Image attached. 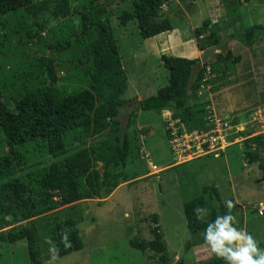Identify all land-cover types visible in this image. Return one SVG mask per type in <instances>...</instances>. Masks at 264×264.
<instances>
[{"label": "trees", "instance_id": "1", "mask_svg": "<svg viewBox=\"0 0 264 264\" xmlns=\"http://www.w3.org/2000/svg\"><path fill=\"white\" fill-rule=\"evenodd\" d=\"M113 1L0 0V48L11 44L9 51H0V57L6 55L8 62L0 63V244L26 241L30 264H41V255L49 252V244L34 223L38 217L62 206H77L83 200L104 199L123 183L140 176L136 169L130 180L126 170L129 159L131 165V158L139 157L145 144L140 142L136 110L124 98L129 78L111 24ZM129 1L132 9L121 11L120 25L136 21L146 39L174 29L163 11L174 0ZM176 1L188 6L191 0ZM212 27L207 21L195 31L200 50L221 46V35ZM263 38L264 24H253L230 37L254 51ZM15 44L21 46L16 53L12 52ZM213 60L200 64L199 59L165 57L169 84L154 96L133 100V104L143 111L169 110L189 131L209 130L215 119L202 87L206 69L210 66V75L215 76L205 85L210 84L211 91H215L217 82L242 58L224 50ZM63 81L67 83L60 87ZM123 109L130 111L125 126L120 118ZM243 155L248 165L258 166L264 182V133L248 135ZM207 194L214 196L219 206L204 219ZM229 201L233 204L231 210L222 202L216 186H206L203 195L185 201L190 233L196 236L204 232L217 216L229 211L234 217L235 202ZM197 208L203 211L198 213ZM84 219L73 216L57 224L52 242L58 249L55 259L84 248L77 228ZM151 222V239L135 236L130 246L140 252H154L158 264H172L159 216L152 215ZM233 227L241 230L236 222ZM65 234L66 241L62 239ZM65 243L70 246L65 247ZM193 264L225 262L214 254Z\"/></svg>", "mask_w": 264, "mask_h": 264}, {"label": "rangeland", "instance_id": "2", "mask_svg": "<svg viewBox=\"0 0 264 264\" xmlns=\"http://www.w3.org/2000/svg\"><path fill=\"white\" fill-rule=\"evenodd\" d=\"M39 1L42 0H34ZM230 1L195 0L186 6L178 5L179 3L174 0L165 5L163 11L174 29L180 32L178 39L185 38L186 41L190 39L188 45L190 47L195 46L194 41L197 42L195 31L202 27L204 22H212V28L220 35V30L227 28L228 25V29L233 28L231 21L228 20L239 14L238 29L233 28L232 31L241 32L245 27H250L253 18L249 10L252 7L254 10L256 8L258 20L263 19L264 0H240L241 4L237 0H234V3ZM110 8L113 10L111 24L114 36L120 47L123 66L129 74V87L124 98L131 108L136 110L134 113L137 115L140 142L147 146L146 150H141L139 157L131 158L133 161L131 165L129 159L126 170L130 180L134 179L133 173L136 169H139L140 176L137 180L123 183L112 195L104 199L83 200L75 205L76 208L71 205L62 206L37 219L33 218L36 219L34 223L39 228L40 235L53 242L59 222L73 216L85 217L80 227L84 248L55 260L51 258L50 252H44L41 255V264H158V257L154 252L149 250L140 252L129 243L135 236L145 240L151 239L149 229L154 225L151 222V216L154 214L159 216V224L169 254L175 259L172 264H193L207 260L215 253L211 252L208 244L204 248L203 246L198 248L196 252L197 246L193 241L198 238V241L204 242L203 232L196 236L190 233L184 213V202L203 195L202 190L206 186H216L223 202L235 199V222L257 241L258 248L264 249V216H259L257 212L260 203L264 204V192H259L258 186L262 176L256 164L248 165L243 158V142L248 135L264 133V103L252 108L250 114L246 115L249 117L247 122L241 121L240 126L243 128L241 132L245 133L232 138V142L236 143L234 146H229L219 155L205 154L201 159H191L195 154H199L192 152L181 160L189 163L178 167L180 162L175 161L167 138L170 134L168 127L174 121L170 120V123L166 124L158 111L138 110L139 105L133 104V100L154 96L160 88L169 84L170 74L165 66V57L178 55L171 50L170 44H166L168 42L166 32L146 39L141 35L136 21H131L127 26L120 25L118 16L121 11L132 9L129 0H114ZM228 13H231V17L227 15ZM18 14L21 15L22 12L18 11ZM75 20L79 23V17ZM28 22L31 23L32 20L28 19ZM232 31L229 30L228 35L222 31V34L227 36L221 37L222 41L229 39ZM13 40L17 42L16 38ZM261 44L264 45V42ZM10 47L11 44L8 43L2 49L7 52ZM20 48L21 46L15 44L12 52H19ZM2 49L0 48V51ZM38 52L40 53L39 50ZM258 55L261 57L257 62L258 70L262 73L264 81V54L259 51ZM5 56L0 57V63L3 65L8 63ZM63 74V71L59 72L60 76ZM64 83L67 82L63 81L59 86L62 87ZM247 100L253 101V95L247 96ZM213 110L218 122L224 119V116L219 115L214 108ZM129 112L123 109L120 113L124 126L127 125ZM165 114L168 116L165 120L172 116L171 112ZM151 125L154 128L153 134ZM184 128L187 129L186 125ZM153 139L158 143L159 154L156 150L151 151L148 148ZM205 198L207 208L203 218L208 219L212 209L218 208L219 203L209 194ZM15 225L12 224L11 227ZM0 264H30L26 241L13 245L0 244Z\"/></svg>", "mask_w": 264, "mask_h": 264}, {"label": "crops", "instance_id": "3", "mask_svg": "<svg viewBox=\"0 0 264 264\" xmlns=\"http://www.w3.org/2000/svg\"><path fill=\"white\" fill-rule=\"evenodd\" d=\"M178 5H182V4L179 3ZM177 8L179 7L177 6ZM255 10L253 7L252 9L250 8L249 10L251 17L253 18L252 25L253 24H264V21H263L264 14H262L263 19L260 21V19L258 20L259 16L257 14V11ZM239 15L232 17L230 18V20H228V21H231L230 24L235 29H238L237 17H239ZM225 25L226 24L224 23L223 26ZM236 25L237 27H235ZM228 26L227 28L220 30L221 37H227L226 35L229 34V30L232 31L233 28L228 29ZM241 26H242V22H241ZM222 31L226 33L225 36L222 34ZM178 33L180 32L177 29H173L165 33L167 34V40H168L166 44L171 45L172 47L171 50L175 51V53L178 56L186 57L189 59H199L200 64H204L205 62L203 60L204 51L199 49L196 40L195 41L193 40L195 42V46L189 47L188 45H189L190 39L187 41L184 40L185 38L178 39ZM231 33L232 34H230V36H234L235 34H238L240 32H234L233 30ZM260 42H264V38ZM260 46H262V48H260ZM164 50L165 49H163V51ZM224 50L231 51L232 53H234V55H240L242 60L240 63L236 65V68L224 74L223 80L217 82L218 88L214 91V96L212 98L211 104L219 115L224 116V117L226 116V117L234 118L235 121L247 122L249 117H246V115L250 114V111L252 110V108H255L256 106L264 103L263 75L262 73L259 72L258 70L259 64H257V62L259 61V58H261L258 55V53L259 51L264 50V45L259 43L258 46L257 45L255 46V51H254V49L252 50L249 47L245 46L238 39L229 38L227 40L224 39L222 41L219 49L216 46V51L214 55L216 53H221ZM213 57H211L208 61H214ZM128 78H129V74H128ZM243 94H245V96ZM251 95H253L254 100L249 102L247 100V96H251ZM140 100L142 99L139 98L138 101ZM165 113L167 112L165 111L163 113L162 112L160 113L163 122H165V118L167 117V114ZM151 127H152L151 134H153L154 133L153 125H151ZM157 144L158 143L156 142V140L153 139L152 143L148 146V148H150L151 151L156 150L157 154H159L160 149L157 147ZM146 147L147 146L144 145L145 150H146ZM258 186H259V192H264L263 180L259 181ZM260 204H263V203H260ZM262 216H264V214ZM195 242H197V240L193 241V244L197 246L196 252L198 248L200 247L202 248V246L204 248L207 245L203 241H198L197 243Z\"/></svg>", "mask_w": 264, "mask_h": 264}, {"label": "clouds", "instance_id": "4", "mask_svg": "<svg viewBox=\"0 0 264 264\" xmlns=\"http://www.w3.org/2000/svg\"><path fill=\"white\" fill-rule=\"evenodd\" d=\"M194 1L195 0H191V2H194ZM205 50H202V51H205ZM207 61H205V62H207ZM207 68H210V66H208ZM206 76H207V69H206L204 78ZM214 76H215V74H213L212 76L209 75L208 77L210 78V77H214ZM202 83L205 84L204 81H202ZM207 94H208L209 100L212 101V98L214 96V91H211V88H210V91H207ZM211 106H212V104L210 105V108H211ZM211 110H212V113L214 116L213 106H212ZM165 111L167 113L171 112L169 110H165ZM165 111H163V112H165ZM177 119H179L180 122L185 127V124L181 121V119L178 117H174L173 113H172V116H170L167 120H165V123L169 124L170 120L176 121ZM224 119L230 121L232 123V125H236V126L241 125V122L235 121L234 118H230V117L225 116ZM168 129L170 131V134L167 136V138H168V141H169L170 146H171V140H172L171 139V129H170V127H168ZM186 130L189 131L188 128ZM191 131H193V130H191ZM191 131H189V132H191ZM241 131H243V130H241ZM241 131L234 133L232 135L231 139H229V141L231 142L230 146L235 144L234 142H232L233 136L234 135H240ZM252 136H254V135H252ZM141 150L142 151L145 150L144 145H143ZM171 150H172L175 161L178 160L176 153L172 149V146H171ZM146 157H147L148 163H149L150 160H149L148 153L146 154ZM198 158H201V157H198ZM181 163H184V162H181ZM181 163H179V164H181ZM150 167H149V169H151ZM202 194H203V190H202ZM233 200L235 202V199H233ZM222 202H223V200H222ZM224 203H226V207L229 210H231V208L233 207L232 202L226 201ZM235 205H236V202H235ZM261 209H263V214H264V205L263 204L259 205V209L257 211L259 216L263 215V214L259 213V211ZM196 211L198 213H200L203 210L200 208H197ZM200 217H201V215H197V219H200ZM234 223H235V218L230 214V211H229V213H225L223 216H217L213 222H211L207 225V227L204 229V232H203V238H204L205 243L209 245L211 252L215 253L218 258H222L224 260L225 264H264V249L258 248L257 247V241L254 240V238L250 234L245 233L243 231V229L237 230L235 227H233ZM62 239L64 241L67 240L66 234L63 236ZM45 242L49 244V252L52 254L51 258L53 260H55L58 249L51 242V240L46 238ZM234 242H236V243L234 244ZM68 246H70V245L68 243H65V247H68Z\"/></svg>", "mask_w": 264, "mask_h": 264}, {"label": "built area", "instance_id": "5", "mask_svg": "<svg viewBox=\"0 0 264 264\" xmlns=\"http://www.w3.org/2000/svg\"><path fill=\"white\" fill-rule=\"evenodd\" d=\"M210 74V68H207V76L203 79L205 84ZM205 84L202 87L210 91V84ZM215 124L209 130H193L191 132L184 128L179 119L174 121L173 124H170L171 146L176 153L178 162H184L181 160L192 152H198L199 154H195L191 159L203 157L205 154L219 155L223 153L231 144L229 136L243 129L241 126L232 125V123L226 119H221L219 122L215 119ZM259 213L263 214V209H261Z\"/></svg>", "mask_w": 264, "mask_h": 264}, {"label": "water", "instance_id": "6", "mask_svg": "<svg viewBox=\"0 0 264 264\" xmlns=\"http://www.w3.org/2000/svg\"><path fill=\"white\" fill-rule=\"evenodd\" d=\"M216 51V47L212 46L207 48L204 52H203V60L207 61L209 60L211 57H213L214 53ZM83 222L81 221L80 223L77 224V228H80L82 226ZM175 259L173 258V261Z\"/></svg>", "mask_w": 264, "mask_h": 264}]
</instances>
